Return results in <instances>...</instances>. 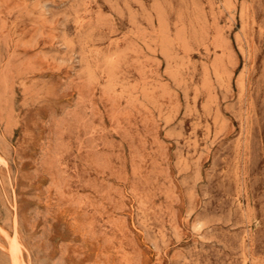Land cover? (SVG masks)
Instances as JSON below:
<instances>
[{
	"label": "rangeland",
	"instance_id": "374dc122",
	"mask_svg": "<svg viewBox=\"0 0 264 264\" xmlns=\"http://www.w3.org/2000/svg\"><path fill=\"white\" fill-rule=\"evenodd\" d=\"M0 264H264V0H0Z\"/></svg>",
	"mask_w": 264,
	"mask_h": 264
}]
</instances>
